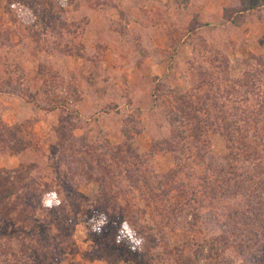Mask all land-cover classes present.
I'll return each instance as SVG.
<instances>
[{
    "label": "rangeland",
    "instance_id": "374dc122",
    "mask_svg": "<svg viewBox=\"0 0 264 264\" xmlns=\"http://www.w3.org/2000/svg\"><path fill=\"white\" fill-rule=\"evenodd\" d=\"M241 8L238 0H0V123L19 131L0 144V170L36 181L42 234L49 210L73 198L110 214L104 229L100 214L68 210L65 236L47 233L61 247L56 264H137V243L154 264H177L175 253L190 264H264V207L247 191L260 182L264 194V160L252 155L259 148L264 158V6ZM38 100L77 116L75 158L127 139L147 175L132 152L123 161L102 155L106 176L69 172L55 133L66 111L40 110ZM185 105L198 110L197 129ZM245 200L262 211L257 220L243 212ZM111 217L125 220L112 232ZM15 230L0 226L3 235ZM17 233L31 248L21 260L39 264L45 248ZM104 240L128 249L119 262L102 258ZM11 246L17 257L20 243ZM12 259L0 250V264Z\"/></svg>",
    "mask_w": 264,
    "mask_h": 264
},
{
    "label": "trees",
    "instance_id": "16d2710c",
    "mask_svg": "<svg viewBox=\"0 0 264 264\" xmlns=\"http://www.w3.org/2000/svg\"><path fill=\"white\" fill-rule=\"evenodd\" d=\"M241 4V12L248 11V10H255L258 8H261L264 6V0H238ZM41 95L39 91H36L35 94L32 92L27 93V99H35L37 100V96ZM183 102L182 100H179ZM34 102V101H33ZM39 102V103H37ZM37 102H34V106L40 110L52 112L57 109H61L63 111H66V114L61 116L58 119V126L55 129L56 133V144L58 146V163L69 170V172H72L73 167H75V170H81L82 172L86 173L87 177H93V174L96 171H100L101 174H104L105 176L108 175L107 172V166H105V161H102L101 156L104 157H111L114 160L117 161H123L124 159H127L128 153L130 156V153L132 152V158L135 160L133 164L135 166H139L140 173L143 176L147 175V167L145 161L140 159L137 154L133 152L132 146L127 143V139L121 146H117L114 148H106V153L98 152L100 149L101 151L105 149L104 146L98 147L97 149H89L85 148L83 146V149L85 150L84 153L87 155L88 158L82 157L80 159L75 158L76 157V151H80L79 149H76V145L74 143V139L72 137V132L75 129V123L77 121V116L73 113L72 110H68L65 106H62L60 104L53 105L51 107H45L44 100H38ZM41 102V103H40ZM189 106V111H186L187 118L193 119L192 123L194 127L197 129V126L201 125L203 121L201 118H198L196 114L199 115L198 110H190L191 106ZM188 106L185 105L186 108ZM64 107V109H63ZM176 121V120H175ZM230 125V123H225ZM17 129L16 126L7 127L0 123V144L3 146H9L10 142H13L14 139L17 138ZM126 136V135H125ZM128 138V137H127ZM130 140V137H129ZM247 145V142H245L242 146L243 148ZM18 148V146L16 147ZM115 150V152H112ZM259 148L252 154L255 158L259 160H264V158L261 156V154L258 153ZM174 151V149L172 150ZM112 154V155H111ZM103 162V163H102ZM78 164V166L76 165ZM107 165V164H106ZM71 170V171H70ZM127 171V170H126ZM179 172V171H178ZM129 178H132V175L128 174ZM139 175L137 174L136 181L139 184ZM27 177H23L20 170H0V226H4L6 224H10L11 226H16V230L13 234L10 236L3 235L0 232V239L7 240L8 243L3 244V241L0 240V250L1 255L5 259L8 256L13 257L14 259L9 260L11 261V264H25L21 258L23 256H28V254L25 251V247L27 249L29 246H27L24 242L25 239L20 240L18 238V233L16 234V231H20L21 234H25L26 231H29V235H26L25 238L28 240V243H32L34 245H38L42 248H45V258L40 261L39 264H56L55 257L60 255L61 253L58 252L57 248H61L59 244H57V248L52 247L50 244L52 243V240L48 238L47 233H51L52 230H55L57 233L61 234V237L66 234V230L63 227V224L68 222L69 218V211L73 210L74 212L78 214H83L85 216L93 214V212H96L95 214H100V216L105 218V223L102 225V228L106 227V222L109 220L110 214L106 211L105 208L99 207H91V205L84 204L80 202L79 198H73L70 199L68 202H64L62 205L60 204L57 209H50L49 215L50 218L49 221H46V227H45V234L40 233L41 226L36 223L34 220V204L35 201V193L36 190L33 184H36L35 180L32 178L31 182L26 181ZM188 181H190V177H188ZM189 185V184H187ZM258 187L252 188L249 187L247 190L249 194L253 195L254 192H257V201L260 203L261 206L264 207V194L262 190V183L257 182L256 183ZM190 186V185H189ZM73 190H71L72 192ZM262 194V195H261ZM101 198L103 201H107V196L105 194V191L102 192ZM246 206L243 209V212H249L252 214V217L262 215V211L253 210L251 208V203L247 200L243 201ZM59 210V211H58ZM64 214V217H66V221H61V218L58 216L59 214ZM115 214V213H114ZM122 213H119L121 215ZM111 220L113 221L112 224H110L111 231H115L116 224L124 222V219H116L111 217ZM71 224V223H69ZM105 229V228H104ZM104 229L100 230L103 231ZM134 231V229H132ZM43 232V231H42ZM135 232V231H134ZM16 234V235H15ZM136 234V232H135ZM12 240L18 241L20 243V251L18 252V256L16 257L14 252V249L11 246ZM54 240H57V237H54ZM105 240L104 242L100 241L98 243L99 247H101V256L106 262L109 261H115L116 263L119 262L121 258V254L126 253L128 249L126 247H123V251L121 249H115L114 251L111 250V248L105 247L106 244ZM139 243L136 244V248L133 249L135 252V256H133L134 262L137 264H154L152 261V257L149 256L147 251V246L142 245L139 247ZM247 248L242 249L241 252H245ZM181 253V252H180ZM179 253H175V259L174 255L172 254V260L178 262L177 264H190V260L188 258L185 259V257H181L179 261H177V256ZM164 256V255H163ZM167 256H170V254H167ZM168 260L166 259V262ZM194 263V262H193Z\"/></svg>",
    "mask_w": 264,
    "mask_h": 264
},
{
    "label": "clouds",
    "instance_id": "9594fccd",
    "mask_svg": "<svg viewBox=\"0 0 264 264\" xmlns=\"http://www.w3.org/2000/svg\"><path fill=\"white\" fill-rule=\"evenodd\" d=\"M52 195H53V197H54V194H52ZM56 203L58 204L59 201L57 200ZM44 204H45V206H47V207H51V206H52V201H51V200H48V199H45ZM125 227H126V226H125Z\"/></svg>",
    "mask_w": 264,
    "mask_h": 264
}]
</instances>
